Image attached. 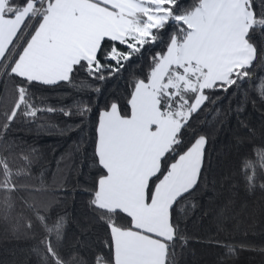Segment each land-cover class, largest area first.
<instances>
[{"label":"snow or ice","instance_id":"snow-or-ice-1","mask_svg":"<svg viewBox=\"0 0 264 264\" xmlns=\"http://www.w3.org/2000/svg\"><path fill=\"white\" fill-rule=\"evenodd\" d=\"M146 52V67H133ZM257 60L264 68V0H0V144L18 119L32 123L40 112L59 111L77 116L78 130L93 111L84 99L67 108H37V85L96 94L128 73L126 108L118 99L101 108L92 141L99 175L87 193L89 207L108 229L111 251L96 264H177L175 241L186 243L179 217L195 209L187 198L205 172L208 138L193 121L213 109L219 115L216 105L254 80ZM78 75L84 78L76 81ZM257 95L264 102V78ZM255 158L259 163L241 162L249 188L257 170L264 172V149H256ZM22 175L0 157V192L41 191L18 185ZM259 187L264 190V182ZM29 199L18 203L32 213L26 228L35 224L46 233L43 264H84L59 254L64 218L50 225V206ZM0 207L12 210V196ZM118 214L127 225L118 223ZM219 246L235 254V247Z\"/></svg>","mask_w":264,"mask_h":264},{"label":"trees","instance_id":"trees-1","mask_svg":"<svg viewBox=\"0 0 264 264\" xmlns=\"http://www.w3.org/2000/svg\"><path fill=\"white\" fill-rule=\"evenodd\" d=\"M148 55L146 52L133 67H146ZM260 63L257 60V67L252 69L254 80L245 81L238 95H234L237 89L233 88L227 94L231 99H222L216 105L221 109L219 115L213 109L211 114L202 112L193 121L199 133L208 138L205 172L200 187L187 198L189 207L195 202V209L190 208L188 215L179 217L180 235L186 243L175 241L177 264H264V190L259 187L264 182V172L257 170L252 188L241 178V162L259 163L255 150L264 149V102L257 95V85L264 78ZM83 78L78 75L75 80ZM127 85L128 73H124L123 78L102 84V91L96 94L78 96L66 84L56 88L37 85L32 89L37 108H67L84 99L93 111L78 130L74 129L81 123L79 118H66L59 111L40 112L32 123L18 119L0 144V157L7 160L14 172H24L15 178L17 184L41 189L33 193L0 192V204L9 195L14 201L12 210L0 207V264L44 261L46 249L40 241L46 233L35 224L31 230L26 228L32 213L21 210L18 201L22 196L30 197L29 202L35 199L50 206V225L64 218L59 254L66 262L96 264L101 254L110 258L111 251L105 246L110 239L108 229L89 207L91 197L87 193L99 175L92 160V141L101 108L113 99L126 108ZM3 95L0 86V96ZM245 97L249 102L238 112ZM251 100L256 103L253 105ZM117 221L122 225L128 223L122 214L117 215ZM53 244L56 245L54 235ZM219 244L235 247V254L225 255L226 248Z\"/></svg>","mask_w":264,"mask_h":264}]
</instances>
